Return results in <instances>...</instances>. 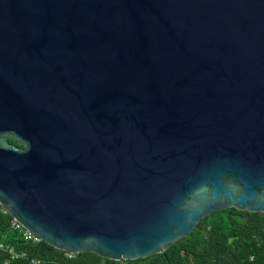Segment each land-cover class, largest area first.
<instances>
[{
  "label": "water",
  "instance_id": "95a60500",
  "mask_svg": "<svg viewBox=\"0 0 264 264\" xmlns=\"http://www.w3.org/2000/svg\"><path fill=\"white\" fill-rule=\"evenodd\" d=\"M0 207L116 262L264 213V0H0Z\"/></svg>",
  "mask_w": 264,
  "mask_h": 264
},
{
  "label": "trees",
  "instance_id": "16d2710c",
  "mask_svg": "<svg viewBox=\"0 0 264 264\" xmlns=\"http://www.w3.org/2000/svg\"><path fill=\"white\" fill-rule=\"evenodd\" d=\"M0 207V264H264V213L229 208L201 219L194 230L162 254L112 261L93 253L70 254L26 242ZM17 258L11 260V253Z\"/></svg>",
  "mask_w": 264,
  "mask_h": 264
},
{
  "label": "built area",
  "instance_id": "2783aa9c",
  "mask_svg": "<svg viewBox=\"0 0 264 264\" xmlns=\"http://www.w3.org/2000/svg\"><path fill=\"white\" fill-rule=\"evenodd\" d=\"M7 213V212H6ZM11 227L20 232V234L22 235V238L26 241V242H31L33 244H38L41 243V239L37 238L36 236H34L33 234H31L30 232H28L27 230H25L24 228H22L13 218H12V223H11ZM4 247L3 245H0V250H3ZM11 253V260L14 258H17V255L10 251ZM33 264H37V262L31 261ZM6 264H11V262H7Z\"/></svg>",
  "mask_w": 264,
  "mask_h": 264
}]
</instances>
